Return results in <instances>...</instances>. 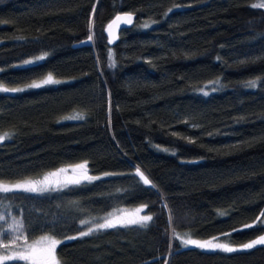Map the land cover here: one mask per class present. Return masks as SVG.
<instances>
[{"label": "trees", "instance_id": "16d2710c", "mask_svg": "<svg viewBox=\"0 0 264 264\" xmlns=\"http://www.w3.org/2000/svg\"><path fill=\"white\" fill-rule=\"evenodd\" d=\"M259 2L0 0V84L64 78L0 92V182L85 162L100 177L43 195L0 194V243L13 245L16 234L3 232L15 219L24 230L13 247L49 234L63 241L60 264H264V245L224 252L179 239L217 237L240 249L264 235L259 223L243 228L264 221V9L251 7ZM122 10L135 21L110 45L104 25ZM42 53L38 64L13 67ZM76 113L85 119H65ZM133 165L155 187L142 186ZM144 205L139 214L153 217L144 227L65 239L113 208L129 207L118 215L127 216Z\"/></svg>", "mask_w": 264, "mask_h": 264}, {"label": "snow or ice", "instance_id": "6c2138e0", "mask_svg": "<svg viewBox=\"0 0 264 264\" xmlns=\"http://www.w3.org/2000/svg\"><path fill=\"white\" fill-rule=\"evenodd\" d=\"M253 8L264 9V0H260L259 3L251 5ZM173 11V9H168V12ZM93 14L95 13V8L92 9ZM133 13H125L123 16L117 15L115 19H113L107 25V38L111 40L116 39V32L114 29L118 28L120 23H124L125 25L131 24L133 22ZM167 15V13L165 14ZM91 26V22H90ZM150 25L148 23H144L143 27L147 28ZM93 42V35H88L87 41L83 43H91ZM48 53H44L42 56H37L34 60H26L23 62V65H13V67H24L27 65L38 64L39 61L44 60L47 57ZM108 56V67L115 68L116 63L114 59V55L111 51L107 53ZM3 71V69H0ZM50 83H60V81L54 80L53 77L49 74L46 79L42 80L40 83H34L28 85L29 88H39L43 85H47ZM215 85L219 84V81L212 82ZM257 80H252L247 83V87L250 89H255L257 87ZM23 88H8L3 87L0 88V92L3 93H15L24 91ZM203 91V89H201ZM207 95V93H204ZM68 120H84L85 116L82 113H76L72 116L65 117ZM5 136H0V140L5 139ZM135 167V176L138 178V182L142 186L155 187L152 184V181L148 179L147 176L140 170L139 167ZM77 169L81 171L77 173ZM69 172L72 175H69ZM0 175H4V173H0ZM109 175L105 173V176ZM100 179V177L89 176L87 173L86 162L84 164H76L74 166L59 168L56 171L49 172L43 176L40 180H20L16 183H0V194H19V193H36L43 195L44 193L49 192H57L62 191L67 188L69 185L78 186L83 182H91L92 180ZM7 197L0 196V200L5 199ZM147 208V205L142 206L140 209L134 214L127 216H117L114 218H105L102 223L94 224L91 227H88L87 231H79V236L66 237V240H73L79 237L89 236L95 231H101L106 229H113L117 227H128L131 225H139L144 227L148 222L152 221L153 217L151 215H140L139 213ZM261 217H264V212L260 213ZM5 216H0V221H5ZM81 225H85L88 221L81 220L79 222ZM256 223H259V226L264 228V221H261L259 217L254 224H246L243 228H251L256 226ZM2 225H0V229H2ZM32 225L29 224V228ZM24 230V224L22 221H17L13 219V222L8 225V229L4 230L3 234L8 236L10 234H16L13 236V245L17 240H20ZM243 229H234V231H242ZM181 245L184 247L195 246L204 250H222L224 252H234L241 249H252L257 245H264V235H261L257 239L252 240L249 243H245L241 245L240 249L229 246L224 243L214 242L218 238L212 237L208 240H196V239H184L183 237H179ZM41 240L44 243L38 248L35 244H28L26 240L19 244V250H13V245L8 243H0V249L3 250V254H0V264H5L8 261H21L26 262V264H60V261L56 255L57 246L63 241L56 240L54 238L41 237Z\"/></svg>", "mask_w": 264, "mask_h": 264}, {"label": "rangeland", "instance_id": "374dc122", "mask_svg": "<svg viewBox=\"0 0 264 264\" xmlns=\"http://www.w3.org/2000/svg\"><path fill=\"white\" fill-rule=\"evenodd\" d=\"M43 54L44 53L28 57L25 60H23L21 62H18L17 65H23L24 61H26V60H34L37 56H42ZM49 74L53 77L54 80H57V81L64 80V78L55 77L53 75V73L47 72L46 74H44L41 77L35 78V79L31 80L30 82H28L26 84L15 86L14 88H23V89L28 88V85H30V84L40 83L42 80L46 79ZM3 87H5V86L0 84V88H3ZM36 180H40V179H36ZM0 183H3V182H0ZM128 209H129V207H127V206H120V207L113 208V209L103 213V215L100 216V218H101L100 222H97V223H102L105 218L117 217L122 211H125V210H128ZM97 223H94V224H97ZM94 224H92V225H90L88 227H91ZM41 237L53 238L49 234H42V235L32 239L31 241H29L28 244H35L39 248L44 243V241L41 240ZM191 239H194V238H191ZM196 240H200V239H196ZM13 250H19V247H13ZM0 254H3V251H0Z\"/></svg>", "mask_w": 264, "mask_h": 264}, {"label": "water", "instance_id": "95a60500", "mask_svg": "<svg viewBox=\"0 0 264 264\" xmlns=\"http://www.w3.org/2000/svg\"><path fill=\"white\" fill-rule=\"evenodd\" d=\"M129 12H131V13L134 14V15H133V22H132L131 24H128V25H125L124 23L121 22L120 25H119V27L116 28V29H114L115 32H116V39L113 41V40H111L110 38H107V41H108V43H109L110 45H113V44L118 40L119 35H120V31H121L122 29H124V28H126V27H129V26H131V25L134 23L135 18H136V14H135V12L130 11V10H122V11H118V12L115 13V14H114V15H113V16L107 21V23L104 25L103 30H104V33H105L106 36H107V25H108L113 19H115V17H116L117 15H121V16H123L125 13H129ZM85 41H87V39H86Z\"/></svg>", "mask_w": 264, "mask_h": 264}]
</instances>
